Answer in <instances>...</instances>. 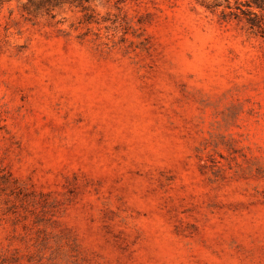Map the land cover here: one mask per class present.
<instances>
[{"label":"rangeland","instance_id":"obj_1","mask_svg":"<svg viewBox=\"0 0 264 264\" xmlns=\"http://www.w3.org/2000/svg\"><path fill=\"white\" fill-rule=\"evenodd\" d=\"M239 2L0 0V264H264Z\"/></svg>","mask_w":264,"mask_h":264},{"label":"trees","instance_id":"obj_2","mask_svg":"<svg viewBox=\"0 0 264 264\" xmlns=\"http://www.w3.org/2000/svg\"><path fill=\"white\" fill-rule=\"evenodd\" d=\"M237 1H235V4ZM236 9L245 19L250 30L258 29V34L264 38V27L262 26L264 18V0H244L236 5Z\"/></svg>","mask_w":264,"mask_h":264}]
</instances>
